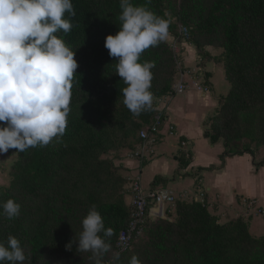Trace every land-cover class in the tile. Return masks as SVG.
<instances>
[{
    "label": "trees",
    "instance_id": "16d2710c",
    "mask_svg": "<svg viewBox=\"0 0 264 264\" xmlns=\"http://www.w3.org/2000/svg\"><path fill=\"white\" fill-rule=\"evenodd\" d=\"M72 3L75 15L65 14L72 30L59 34L75 50L78 61L66 130L47 146L17 152L10 184L0 190V205L12 198L21 210L14 219L0 215V241L16 236L28 255L24 264H94L89 252L77 251L75 237L95 206L105 227L114 231L108 238L111 254L107 264H129L133 255L142 264H264V236L252 232L251 220L238 216L221 221L205 198H178L172 211L150 218L131 248L114 259L119 235L131 219L127 199L131 188L121 165L102 156L123 146L130 136L137 135L139 141L142 128L151 126L159 114V135L163 133L166 114L155 101L174 91L177 58L169 40L141 55V61L155 62L153 108L133 115L123 103L126 85L116 74L117 61L105 47L107 35L120 30V0ZM147 6L170 19L173 40L189 38L205 53L210 46L224 49L223 66L230 87L219 96L204 136L212 144L223 141L221 166L228 156L246 152L255 156L252 145L264 146V0H151ZM178 159L181 168L191 163L185 152ZM258 165L264 166V159ZM167 180L157 175L153 185ZM173 213L176 216L171 218ZM146 231L148 238L139 242ZM70 242L71 250L66 247Z\"/></svg>",
    "mask_w": 264,
    "mask_h": 264
},
{
    "label": "clouds",
    "instance_id": "9594fccd",
    "mask_svg": "<svg viewBox=\"0 0 264 264\" xmlns=\"http://www.w3.org/2000/svg\"><path fill=\"white\" fill-rule=\"evenodd\" d=\"M150 2L135 5L132 0H120V30L105 40L109 55L117 61L116 74L126 85L123 103L136 116L153 108L155 62L140 57L168 40L171 23L152 11L147 6ZM66 13L75 15L72 0H0V154L47 146L66 130L78 68L75 50L59 35L73 27ZM0 208V215L14 219L21 205L10 198ZM113 234L93 206L75 237L77 251L91 252L94 264H104ZM66 247L71 250L72 242ZM26 259V249L16 236L0 241V264H24ZM114 259H119V253ZM129 264L142 261L133 255Z\"/></svg>",
    "mask_w": 264,
    "mask_h": 264
},
{
    "label": "crops",
    "instance_id": "0c3cea01",
    "mask_svg": "<svg viewBox=\"0 0 264 264\" xmlns=\"http://www.w3.org/2000/svg\"><path fill=\"white\" fill-rule=\"evenodd\" d=\"M183 45L188 46V49L184 51V60L192 62L193 57H195L196 48L188 42H184ZM207 67L209 68V66ZM213 77L212 74L210 77L211 84L206 85L207 88L211 86L212 88L210 87V89L199 92L196 87L186 83V92H183L185 93L183 94L184 97L179 101L178 96L181 93L163 98L165 101L161 105V108H163V113L166 114V124L164 125L163 133L159 136H165L164 138L162 137L163 139L161 138L162 141L160 140L159 144L155 145V155L143 165L142 172H144V175L146 169L149 173L147 182L143 178V183L146 188L157 187L153 185V181L157 175H162L168 180L165 184H159L158 186H166L176 195H180V193L185 191H198L199 193L201 190L206 191L204 192L206 193L205 199L209 204L210 210L218 215L221 221H227L232 217H245L252 213L253 209L248 211L250 207H253V205H250V202H253L252 200L264 205V166L259 167L256 156L246 152L242 155L228 156L225 159L224 167L220 166L209 169L211 165L219 166L222 162L221 158L216 163H212L206 154L193 151L192 147H195V145L194 141H191V137L201 140L205 148L206 144L209 145L210 142L204 136L205 126L203 123L210 112L209 110H212L211 108L215 109L218 104V99H216L217 91L212 82ZM196 98H199L204 103L205 110L201 112L195 111L193 103H195ZM174 110L176 116L172 119L170 113ZM203 116L206 117L203 118ZM170 124H173L176 128L177 133L175 135L168 134ZM183 140L187 141L186 146H183V150L188 151V153L190 151L192 159L188 167L180 168L181 172H178V160L174 155V160H171V156L178 144L177 141L181 144ZM126 163L124 171L127 173L134 176L140 170L141 165L138 159L135 158ZM172 169H175V172H171ZM188 171L190 174H187ZM259 172L261 177L257 175ZM185 174L187 175L185 176ZM207 175H209V179H207ZM196 180H199L198 182L203 185L194 188L193 183ZM152 210L153 213H156L155 208ZM256 219H251V229L258 226L259 222H256ZM262 228H264V224Z\"/></svg>",
    "mask_w": 264,
    "mask_h": 264
},
{
    "label": "rangeland",
    "instance_id": "374dc122",
    "mask_svg": "<svg viewBox=\"0 0 264 264\" xmlns=\"http://www.w3.org/2000/svg\"><path fill=\"white\" fill-rule=\"evenodd\" d=\"M169 15H173L172 12L169 10L168 11ZM175 26H176V21L174 20ZM177 31V29H176ZM178 33V31H177ZM173 38H176V36L169 34L168 37V42L169 44H172ZM187 39V40H186ZM181 38L180 41L178 42V48L174 49L172 46V49L174 50L175 54H176V58H177V70L178 73L175 76V80H178L181 76V70L184 73V78H185V82L188 84H191V86L196 87L199 92L201 90H206V85H210L211 81H210V77L211 74H213V84L215 85V89L217 91V95H216V99L219 98V96H222L224 94V92H226L229 87H230V83L228 81V79L226 78V74H225V69H224V54L225 51L223 48H221L220 46H210L207 50H209L207 53L203 51H198L196 49V53H195V57H193V61H186L184 60V56L185 53L184 51L186 49H188L187 45H183L184 42H188L191 43V41H189V38ZM192 44V43H191ZM194 45V44H192ZM195 47V45H194ZM196 48V47H195ZM209 66V68L207 67ZM174 80V81H175ZM196 83H199L200 86H197ZM199 87H202V89H200ZM211 86L208 87V89H210ZM212 88V87H211ZM186 92V91H185ZM185 93H181L178 96V101L184 97ZM165 100H161L158 102V100L155 101V104H160V106L164 103ZM193 108L195 109L196 112H201L203 110H205L204 107V103H202L199 98H196L195 103H193ZM212 110H209V114L207 115L206 120L204 121V126H206L208 124L209 118H211L212 116H215L216 114V107L215 109L211 108ZM172 119L176 116V112L171 111L170 113ZM200 117V116H199ZM206 116H203V118ZM165 135L163 136H159L157 143H160L161 138H164ZM162 138V139H163ZM173 138H175L173 136ZM191 141H194V145L192 149L193 151H199L204 154H206L209 157V160L212 161V163H216L218 160H220V155L219 153L223 151L224 148V143L223 141L218 142L216 144H212L211 142H209V145L206 144V148L204 146V143L201 142V140L191 137ZM162 141V140H161ZM203 141V139H202ZM138 139H137V135L136 136H130L127 140L126 143L121 146L118 149H114L109 151L106 154H103V158H109L112 159L114 162H116L118 165H121L120 167V171L122 173H124L127 176V186L130 187V178L133 176V174H129L127 173L125 170L126 168V162L130 161L132 159H135L134 157V150L137 147L138 144ZM178 143V144H177ZM177 143L175 142L176 147L174 149V151L172 152V156H171V160L173 159V155L175 158H177L178 160V172H181V167H180V160L178 158H180L181 153L185 152L183 149V146L177 141ZM157 145V144H156ZM185 147V146H184ZM253 150L255 152V156H256V161L259 163L261 160L264 159V146L262 145H256L253 144L252 145ZM187 156V155H186ZM18 157L17 151L15 149H9L7 153L4 154H0V190L6 188L9 186L10 184V180H11V175H10V171L12 168V165L14 164V162L16 161ZM187 158L189 160L192 159L191 157V152L189 151V156H187ZM174 163V161H173ZM223 162H221V164L219 166L216 165H211V168L214 167H220L222 165ZM225 163V162H224ZM222 167V166H221ZM224 167V166H223ZM259 167H262L261 165H259ZM145 170V169H144ZM208 170V169H207ZM119 171V172H120ZM229 171V170H228ZM171 172H175V169L171 170ZM144 175V172H142ZM231 173V172H230ZM187 174H190V172L188 171ZM185 174V176L187 175ZM260 172L257 174L258 177H261ZM149 177V173L146 169L145 171V175H144V180L145 182H147V179ZM207 179H209V175H207ZM199 180L194 181L193 186L195 187H199L202 186V183L198 182ZM160 183H155L154 186H158ZM188 192V191H187ZM206 191H200V193L198 191H190L188 192V195L185 197L187 200H191L192 196H198V198H205V194L204 193ZM130 196L128 199L129 203L131 202V193H129ZM255 201V200H252ZM251 203V202H250ZM249 209V208H248ZM251 209H253L254 211L248 215H246L245 217L247 219H249V221L252 219H256V222H259V224H257L258 226L256 227H252V232L257 235L258 237L260 236H264V228H262V225L264 224V205L259 204L258 202H254L253 207L248 210L251 211ZM176 216V213L171 214V218H174ZM251 222V221H250ZM253 226V225H252ZM260 227V228H259ZM148 238V232L146 231L144 233V235L140 238L139 242H142L144 240H146ZM91 257H92V253L89 252ZM111 252L109 251L108 253H106L103 257V261L104 264H107L109 259L108 256L110 257Z\"/></svg>",
    "mask_w": 264,
    "mask_h": 264
},
{
    "label": "built area",
    "instance_id": "2783aa9c",
    "mask_svg": "<svg viewBox=\"0 0 264 264\" xmlns=\"http://www.w3.org/2000/svg\"><path fill=\"white\" fill-rule=\"evenodd\" d=\"M187 34V28L182 29ZM173 48H178V41H172ZM181 77L174 84V91L167 95L168 97L174 94L183 93L187 87L185 82L184 73L181 70ZM200 86L199 83H196ZM202 89V87H199ZM208 88H206L207 90ZM163 98H167L166 96ZM160 98L159 100H163ZM162 114L156 117V121L149 127H144L140 131V140L134 150V157L140 162V170L130 178L131 188V219L126 228H124L118 241V253L129 250L132 246L133 239L137 237L145 228V225L150 218L157 216H166L167 212L172 211L174 204L178 198H185L188 192H182L180 195H176L171 189L166 186H157L153 188H146L143 183L142 168L146 161L151 159L155 155V145L158 141V135L160 132ZM168 133L175 135L176 128L173 124L169 125ZM182 146H186L187 141L181 142ZM186 155L189 156L188 151ZM192 199L203 201L204 198H198V196H192ZM254 201L250 203L253 205ZM156 209V213H153L152 209Z\"/></svg>",
    "mask_w": 264,
    "mask_h": 264
}]
</instances>
